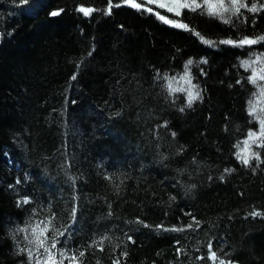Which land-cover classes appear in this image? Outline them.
<instances>
[{
  "label": "trees",
  "instance_id": "1",
  "mask_svg": "<svg viewBox=\"0 0 264 264\" xmlns=\"http://www.w3.org/2000/svg\"><path fill=\"white\" fill-rule=\"evenodd\" d=\"M107 3L30 0L26 7L0 0V264H29L26 253H17L10 229L51 211L57 213L55 228L70 230L57 237V248L84 251L82 264H114L116 258L121 264H213L209 241L218 256L222 249L240 264H264V217L250 215L264 210V162L253 171L233 155H242L248 129L259 128L247 102L264 105L256 85L236 83L251 72L239 64L249 52L207 45L154 13L115 7L118 0L107 14ZM80 4L93 13L80 12ZM54 8L64 11L50 16ZM241 11L258 19L255 26L251 19L241 26L240 35L264 33V13ZM186 22L213 40L238 35L206 14H190ZM261 45L245 47L264 53ZM201 56L208 64L193 66V72L198 66L207 72L199 79L205 99L180 112L185 94L169 93L163 78L171 75L174 89L188 87L180 78L183 64ZM154 67L161 80L154 79ZM164 119L168 127L157 128ZM225 167L235 170L221 180ZM190 184L197 187L186 191ZM18 195L34 202L18 207ZM74 204L77 219L71 222ZM189 212L200 228L155 227L194 223ZM16 239L28 246L25 232Z\"/></svg>",
  "mask_w": 264,
  "mask_h": 264
},
{
  "label": "snow or ice",
  "instance_id": "2",
  "mask_svg": "<svg viewBox=\"0 0 264 264\" xmlns=\"http://www.w3.org/2000/svg\"><path fill=\"white\" fill-rule=\"evenodd\" d=\"M13 3H17V0H12ZM21 5L30 6V0H18ZM120 5H129L133 9L139 10L144 14H152L154 13L155 17H157L160 21L166 23L167 25L173 26L178 29L188 30L194 33L196 37L199 38L200 41L207 45H211L213 47H219L220 45H231L237 46L243 49L246 52H249L248 57H242L239 59V64L241 67L245 69V71L251 70L250 74L245 77L241 75L240 78L236 81L237 84L250 83L252 85H256L260 90V99L264 97V84H258L257 78L260 81H264V67L259 70L253 67L254 62L259 61L261 64H264V53H257L254 51H250L245 46L255 45L258 42L264 41V33L259 35H248V34H239V30L241 26H246L251 19V24L255 26L258 17L249 16L241 11V9L248 10L249 13H264V0H118V3L115 4V7H119ZM150 5H157L159 9L167 10L170 14H175L176 18H172L170 15L162 14L161 11H157L154 7ZM114 8V0H108L107 3V14H113ZM80 12L85 15H89L93 13V7H86L84 4H80L78 6ZM188 10V11H186ZM64 11L63 8H54L49 11L50 16H58ZM199 13L206 14L209 17L218 18L220 21L231 25L233 28L237 29L238 35L236 38L232 36H227L223 38H219L218 40H213L210 38H206L205 35L201 33L194 25L186 22V17L190 14ZM120 27H123L121 25ZM93 49L95 45L93 44ZM264 47V45H261ZM91 55V52H89ZM255 57V60L252 57ZM207 65L208 57L201 56L199 60H194L193 58H188L183 64V71L181 73V79L188 85L186 88H181L179 90L172 88V80L174 79L171 75L164 77V81L169 93H175L177 91L184 93V98L181 100L179 111L184 112L186 108H192L197 102H202L205 99L204 92L205 89L199 83V79L201 75L207 76V72L205 71L203 66L196 67V72H193V66L195 65ZM154 79L161 80V69L154 67ZM73 79H75V74L73 75ZM255 95V93H253ZM167 98V97H166ZM177 98L173 97V106L175 107V100ZM258 107L261 109L258 111ZM246 111L249 114L250 120H255L259 124V128H249L247 131V136L245 137V147L241 149L242 152H245V155H239L238 153H233L236 156V159L240 161V163L246 167L251 168L255 171V164L264 162V105H256L253 103L251 99L247 102ZM169 121L164 119L161 123L157 124L156 127L159 128L161 126L168 127ZM228 130L227 124H225V131ZM172 137L177 136V132L175 130H171ZM258 145V148L253 149L248 142ZM178 151L183 152L184 147L178 149ZM163 158V157H162ZM196 157L193 156L192 160L196 161ZM203 163V161H200ZM235 170L234 167H225L223 172L220 174V179L224 180V173H231ZM25 176L28 174L25 173ZM106 178L111 179L110 173H105ZM209 180L212 179V176L208 177ZM22 183L21 178H16V184L19 185ZM9 187H13L9 185ZM197 187L196 184H190L187 186L186 191H191ZM117 191L119 188L117 187ZM175 199L176 197H171ZM34 202V197L31 195H18L17 196V205L18 207L23 208ZM49 207H51L49 205ZM31 213H36V208L30 209ZM77 211L78 204H74L71 212L72 219L71 222H74L77 219ZM109 215H111V206H109ZM191 215V213H188ZM245 215H249V213H245ZM250 215L252 217H264V210L259 208L253 210ZM57 213L55 211H51V214L47 216L45 219L35 220V222H31L34 220V217H28L29 223H25L23 225L17 224L14 228L10 229V235L16 244L17 253H26L29 264H65L67 260V264H82V261L79 260V257L84 255V251H75L70 250L66 247H59L57 245L61 243L57 237L65 236L66 232L70 230L65 228L62 232L58 228H55L53 221L56 219ZM136 220L144 225H147V221L141 220L140 217H136ZM191 220L194 223L182 224L177 226L175 224L166 226V225H156L157 228H162L165 230H174V231H183L185 228H200L201 222L198 221L195 215H191ZM30 228V232L28 229ZM53 231V235L49 236V231ZM25 232V236L28 242V246H22L20 241L16 239V233ZM107 236H100L99 240L103 241ZM127 240L132 241L134 237L131 235L127 236ZM93 244L96 243L95 240L92 241ZM179 244V241H176ZM101 249H103L104 245H97ZM118 247V246H117ZM209 249L207 255L212 260L213 264L218 260L219 264H240L239 261L231 259L227 253H223L221 249V255L218 256L216 250H213L212 241H209L207 244ZM43 249V251H41ZM177 251H180L178 248ZM35 253V256H34ZM122 255L127 257L128 253L123 252ZM23 264V262H22ZM114 264H121L119 258L114 260Z\"/></svg>",
  "mask_w": 264,
  "mask_h": 264
},
{
  "label": "rangeland",
  "instance_id": "3",
  "mask_svg": "<svg viewBox=\"0 0 264 264\" xmlns=\"http://www.w3.org/2000/svg\"><path fill=\"white\" fill-rule=\"evenodd\" d=\"M248 144L252 147V146H254L255 144L254 143H252L251 141H249L248 142ZM245 146H243L242 147V149L244 148ZM240 154H242V155H245L246 153L245 152H242V151H240Z\"/></svg>",
  "mask_w": 264,
  "mask_h": 264
}]
</instances>
